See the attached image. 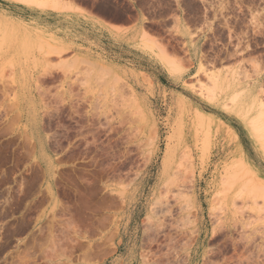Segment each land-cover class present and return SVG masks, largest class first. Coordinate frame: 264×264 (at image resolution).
<instances>
[{"label":"rangeland","instance_id":"rangeland-1","mask_svg":"<svg viewBox=\"0 0 264 264\" xmlns=\"http://www.w3.org/2000/svg\"><path fill=\"white\" fill-rule=\"evenodd\" d=\"M168 148L191 161L188 196L210 229L212 206L228 212V172L248 162L246 178H263L255 211L219 235L229 264H264V0H0V264H131L134 250L136 264H167L186 238L146 227ZM32 193L51 198L54 221L37 216L31 247L27 225L4 220ZM47 238L70 246L47 259Z\"/></svg>","mask_w":264,"mask_h":264},{"label":"bare ground","instance_id":"bare-ground-1","mask_svg":"<svg viewBox=\"0 0 264 264\" xmlns=\"http://www.w3.org/2000/svg\"><path fill=\"white\" fill-rule=\"evenodd\" d=\"M170 70H172V68ZM203 114L204 113L202 112V115ZM205 115H206L205 117H207V116H212L213 114L206 112ZM207 121H208L207 119L198 117V118H195L193 122L197 126L199 124H202L203 127H206L205 125H207L208 123ZM246 122H247L246 124L251 125L250 121L247 120ZM157 135L158 136L155 142L156 147L152 151L151 157L149 159L150 161L147 163V166L145 169L146 171L153 164V162H155L154 159L157 157L158 153H160L159 152L160 146H157V144L161 141H160L159 133ZM206 152L208 154H211L210 152H208L207 148H206ZM177 154L178 153L173 152L169 148L166 152V156H165L166 158L164 162L162 163L163 164L162 180L160 182V186L158 187V189L157 190L155 189L156 190L155 194H157V199L153 202L154 206L151 208L150 214H148L149 216L147 220H149L150 223L148 224L149 226H147L146 224L147 226L146 231L150 230V228L156 227L160 231V233L164 234V231L166 230V228L176 229V230H179L180 233L182 234V239L186 238V240L184 241L180 249L181 252H174L172 256H169L167 258V262H165L167 264H201L203 260L210 261L213 264H229V259L227 257L221 258L223 251L227 249V242H226L227 238L223 234L219 235V233H221L223 224H224V227H226V230L228 231L229 234H231L233 231H236V232L239 231L240 226L243 225L241 221H244V220L241 219V217H239L238 214L242 213L244 207L247 206L248 204L251 205L248 208L251 209L252 211H255L254 209L255 205L258 204L256 188L258 186L257 181L259 180L260 176L257 179L256 172L252 168L250 169V166L247 164L248 162L246 163V167H245L244 160H243L244 166L238 165L240 166L238 168L239 169L238 171L235 170L233 172H228L227 175L225 174L226 176L222 182L223 188L221 191H223L224 194L226 191L224 199L228 200V207H227L228 212L225 213L226 216H219L215 211L216 208L212 206L210 210V215L212 217L214 226L210 229L207 225V222L203 218V216L202 218L198 217V213H199L198 211L200 208L197 207L196 200H195L196 197L194 198V197L188 196L190 190L196 185L195 176L193 175L194 169L191 166L192 164L190 163L191 161H189V164H187L188 162L186 163L188 165L187 167L185 163L183 162L184 160L183 161H181L182 159L179 160V157H178L179 154L178 155ZM186 154L188 157L190 153H186ZM190 160L192 159L190 158ZM183 164L187 167L186 170ZM190 171L192 175H190ZM245 172L248 175L249 174L252 175V173L256 174V176H254V178L253 177L246 178ZM261 179L263 178L260 177V180ZM247 189H248V192L245 194V190ZM223 192L221 194H223ZM219 196L221 197V195H218V197ZM125 201H126V198H125ZM227 215L229 216L227 217ZM253 215L249 214L248 218L252 219L250 224L253 225L254 227L256 217ZM224 218L227 219V223H222V220ZM232 222L234 223L231 224ZM168 237H169V240H173V236L171 233L168 234ZM221 239H224V243L222 244L218 243V241ZM255 241H256V237L255 235H253L252 237H250L248 241V246L251 247L252 245V247H255L256 245ZM213 242H216L217 245L215 247L209 248L208 246L212 244ZM122 243H123V240L117 246V250L120 248V245ZM232 245H233V250L237 254L241 255L243 253V251L241 250L240 242L238 240L233 239ZM134 251H135V255L133 258H135V260L132 261L131 264H136L137 255H136V250ZM140 261L142 262V264L150 263L146 255H143Z\"/></svg>","mask_w":264,"mask_h":264},{"label":"crops","instance_id":"crops-1","mask_svg":"<svg viewBox=\"0 0 264 264\" xmlns=\"http://www.w3.org/2000/svg\"><path fill=\"white\" fill-rule=\"evenodd\" d=\"M132 27L131 24H117V23H111L109 27H105L104 29L108 31L111 35H113L114 31H117L118 29H125L128 30ZM103 29V28H101ZM103 29V30H104ZM115 48L118 50L119 53L114 51L116 54H122V46L114 45ZM161 79L165 82L171 81V75L164 73L160 76ZM165 84V83H164ZM50 197L47 195V193H32L29 196H26L22 200V207L18 211H13L11 214H7L6 219L4 220L5 223H10L15 221H19V223L27 225V227L24 229V235H25V245L31 246L33 245V239H32V232H33V226L36 223L37 216L39 214H44V220L43 224L48 228L50 222L54 221L53 215L49 214V211L51 209L52 201H50ZM11 210L14 208V206L10 207ZM44 212V213H43ZM11 215V216H10ZM60 217V216H58ZM52 219V221H51ZM57 225L58 223H61V220H56ZM48 235V234H47ZM57 236H60V233H57ZM70 246L68 242L63 240L62 238H58L56 240V244L54 241H49V238L46 240V250H45V258H49L50 255H54V247L57 248V252H62L64 248H67ZM85 246V245H82ZM51 249V251H50ZM78 252V249L76 250V254ZM16 253V250L13 249L11 256L14 257ZM89 256L91 257V260L93 261H101V252H97L94 250L88 251Z\"/></svg>","mask_w":264,"mask_h":264}]
</instances>
